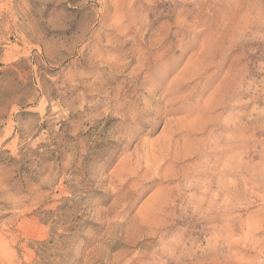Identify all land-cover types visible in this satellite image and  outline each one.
<instances>
[{"label":"rangeland","instance_id":"rangeland-1","mask_svg":"<svg viewBox=\"0 0 264 264\" xmlns=\"http://www.w3.org/2000/svg\"><path fill=\"white\" fill-rule=\"evenodd\" d=\"M0 264H264V0H0Z\"/></svg>","mask_w":264,"mask_h":264}]
</instances>
